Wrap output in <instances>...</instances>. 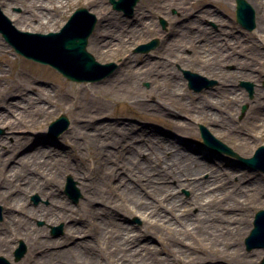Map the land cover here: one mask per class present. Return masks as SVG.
Instances as JSON below:
<instances>
[{
	"label": "rangeland",
	"instance_id": "374dc122",
	"mask_svg": "<svg viewBox=\"0 0 264 264\" xmlns=\"http://www.w3.org/2000/svg\"><path fill=\"white\" fill-rule=\"evenodd\" d=\"M39 1L8 3L13 13H21ZM44 3L56 12L45 34L60 31L80 7L96 14L87 50L98 62L115 66L96 81L70 80L49 64L17 53L0 33V115L16 121L14 127L0 121V193L4 189L20 197L13 202L0 195V255L11 264H264V248L249 249L245 242L256 212L264 209V172L205 145L199 127L242 157L264 145V95L256 102L264 93L259 14L253 9L257 23L250 31L236 21L235 0H141L131 15L114 10L109 0ZM96 36H103L101 51L92 45ZM155 39L151 49L140 48ZM26 44L22 47L40 59L63 60L54 48L44 54ZM62 63L78 78L104 71L87 73L69 60ZM185 70L213 83L192 90ZM242 70L262 78L243 77ZM245 82L252 84V93ZM23 97L31 103L17 114L11 103ZM204 109L226 128L197 117ZM62 115L68 127L57 134L63 124L55 130L50 126ZM162 137L196 149L193 155L213 164L222 183L194 197L191 187H178L174 180L167 185L177 192L175 199H165L171 191L160 192L148 182L163 171L154 150ZM136 151L144 153L132 166ZM151 159L155 163L146 177L148 172L136 167L145 170ZM142 172L146 192L141 198L153 213L148 221L123 205L129 199L123 193L127 188L129 194L127 182L138 187L135 179ZM77 173L84 175L86 187L75 179ZM42 184L53 189L54 205L39 191ZM50 210L68 219L42 214ZM17 251L23 253L19 260Z\"/></svg>",
	"mask_w": 264,
	"mask_h": 264
},
{
	"label": "bare ground",
	"instance_id": "6f19581e",
	"mask_svg": "<svg viewBox=\"0 0 264 264\" xmlns=\"http://www.w3.org/2000/svg\"><path fill=\"white\" fill-rule=\"evenodd\" d=\"M249 5L252 7V9H254L258 14H259V28L261 29L263 27L264 24V0H246ZM4 5L6 6V10L2 8V3H0V9L3 11V13H5V15L9 18V21L11 22V24L13 25V23H15L16 28L19 30H27L30 31V33H35V32H40L41 34H45L42 32H47L50 30L52 26L51 22L54 19V16L56 15V12L54 9H46L47 6L44 3V0H41L39 2H36L34 4V7L32 5V9L30 8L29 10L25 9V11L21 12V13H13L10 9H11V4H9V0H4ZM51 2V1H50ZM61 3H63V0H61ZM183 11H187V9L183 8ZM256 23H257V19H256ZM201 31V30H199ZM262 32V29L259 31ZM108 34V33H107ZM47 35V34H46ZM113 36L111 37L112 39L114 38V34H112ZM203 35L205 36H209L207 35V32H204ZM260 35V34H259ZM103 37V36H101ZM100 36H96L93 40H92V45L93 47L98 50L101 51L102 47L101 45H103L102 42H100ZM262 37V38H261ZM47 37L43 38V39H38L37 41L42 42L44 46L47 47V44L45 43V41ZM208 38V37H207ZM259 39H262V41L264 42V36L260 35ZM103 40V39H101ZM111 42V40H110ZM261 42L260 47L264 46V43ZM39 49H41V45L37 46ZM53 47H55V45H53ZM260 51V49H259ZM2 57L5 58V55L2 54ZM8 57H6L5 59H7ZM243 74V77H250V78H255L257 80H260V78H262V73H256L255 71H245L242 70L241 71ZM240 72V74H241ZM264 77V76H263ZM227 81H230L229 79ZM232 81V80H231ZM230 81V82H231ZM229 82V83H230ZM23 90V88L21 89ZM264 95V93H260V95L257 97L256 102L258 103L260 97H262ZM10 97V96H9ZM25 101V102H24ZM26 103V104H25ZM31 103V99L29 98L28 101L26 100V98H21L20 101L18 102H14L12 105H16L17 106V110L18 113L20 114L21 112H25L27 110V105H29ZM261 105H264V102H261ZM19 107L22 108V110H19ZM35 109V108H34ZM210 112L205 110H201L197 117H206L209 118L212 123L214 125H217L218 128H226L224 125L225 124H220L218 121H216L212 116H210ZM16 119H19L18 117H16V114L14 113L13 115ZM0 121L2 122V124L4 125H10L13 126L16 124L15 120H12L10 118H7L5 115H0ZM162 140H159V143L157 145H155V160H158V163L160 164V168L163 167V171L162 173H159L157 175L153 174L151 176H149L151 174V171H148V169L150 167L153 166L152 163H155V160H152L150 162H148L145 166V170H141V168L138 166L136 167L137 170L141 173V171H145L148 172L147 174H145L144 172H142L141 177L136 178L135 180H137L138 182H140L139 186L136 188H133L134 183H129L127 182V187L130 190L129 194L126 193L128 190L126 188V190H124V194L127 195V197L129 198L128 200L124 201L123 205H125L126 210L131 213V214H139V216L141 218H143L144 220H149L150 216H152V212L149 211V207L148 205L142 201L143 198L142 197V191L146 192L145 186L143 183L140 181V179L142 180L144 176H149L148 178V182L150 183V185L153 187V189L158 190L160 192L164 191V189L166 190H170L171 192L169 193L170 196H165V199L167 198H172L173 200L175 199L176 196V191L172 189H170V185H167V183L169 182H174V180L177 182L178 187H191L192 191H193V196H198V194L203 193L207 188H211V185L217 183L219 184V182L222 183V180L219 178L218 174H217V169L215 170V168L213 167V164H210V162L208 160L205 159V157H203L204 159L199 160V158L197 156H194L193 153L197 152L196 149L193 148H186L181 146L180 143H178V141L174 140V139H170V138H165L162 137ZM42 142H50L49 140H42ZM170 152V155H167V153ZM144 152L142 151H136L132 153V160L131 161V165H135L138 160L137 158H139V156L141 154H143ZM130 154V151H129ZM161 156H163L165 158L164 162H159V158H161ZM159 164H155L159 167ZM115 168H118L117 165ZM115 169H113V173L115 175L120 174L119 172H114ZM155 171H157L155 169ZM208 172V177L204 178L202 177V173L204 172ZM78 176H75V179H79V181H81L82 185L84 187H86L84 184V175H81L80 173H77ZM145 174V175H144ZM144 175V176H143ZM124 179L126 178V176H123ZM219 178V179H218ZM225 180H227V177H224ZM157 182L159 183L158 185H154L153 183ZM225 183H227L228 181H224ZM125 186V187H126ZM1 187V186H0ZM39 191L42 193V195H44L45 198H49L52 202V205L55 204L56 200H54L52 198V196L54 195V191L52 188H48L45 184L39 185L38 186ZM3 189V186H2ZM8 191H5L4 189L1 191L0 195H2V197L7 200H12L13 202H20V197H15L12 196L11 194H9ZM146 195L148 196V193H146ZM172 200V201H173ZM146 205H145V204ZM41 211L44 212V209L42 207L39 208ZM156 209V208H154ZM168 211V209L165 210H161L162 212ZM152 213V214H151ZM44 215L49 214V216L56 221H60L63 220L64 218L67 220V216L60 214L58 212H54V211H48V213H42ZM112 216L115 219H119L120 218V214L118 213H113ZM72 238L75 237L74 234H72L71 236ZM142 238L139 237L136 239L137 242H139V240H141ZM126 242L124 243L126 246H130L132 242H129L130 239H126ZM75 243H77V241H75Z\"/></svg>",
	"mask_w": 264,
	"mask_h": 264
},
{
	"label": "water",
	"instance_id": "95a60500",
	"mask_svg": "<svg viewBox=\"0 0 264 264\" xmlns=\"http://www.w3.org/2000/svg\"><path fill=\"white\" fill-rule=\"evenodd\" d=\"M140 0H109L113 5V8L118 11H124V13L131 15L134 11V7ZM236 18L237 22L243 27L252 30L255 28V15L251 6L246 0H236ZM165 25V22L162 21ZM96 25V16L93 13H90L87 8H78L75 13L71 16L70 20L63 27L61 32L58 33H49V34H32V33H22L12 27L10 21L4 17L0 9V32L3 34L4 38L10 42L16 49L17 52L24 54L29 58H34L36 60H41L34 53L27 51L21 46L22 40H19V37L27 38H36L43 39L47 37L45 43L49 47L56 49L58 53L63 57L62 62L71 61L77 67L84 69L87 73L94 71H103L99 77H93L90 75L84 77H76L73 72L64 65L65 63H60L57 59H47L42 60L53 65L55 68L60 70L66 77L72 80H98L108 75L114 68L113 63L101 64L96 61L94 56L87 51L88 38L91 35ZM157 44V40H152L148 44L140 46L141 49H151ZM45 45V44H44ZM55 45V47H53ZM184 74L189 80V87L195 91L201 89L203 86H209L213 82L208 80L206 77H203L195 72L185 70ZM196 83H199L200 86L196 87ZM250 92L252 93V84H247ZM245 109V108H244ZM68 119L65 115H62L50 126L54 130L60 124H63L61 129H57L56 132L60 133L63 129L68 127ZM201 136L203 141L208 146L214 147L221 151L227 152L238 159L243 163L248 164L256 169H261L264 171V145L260 146L255 154L252 157L245 158L240 156L238 153L234 152L232 148L227 146L222 141L216 139L209 130L200 125ZM69 185L67 186V188ZM69 190V188H68ZM61 229V227L59 228ZM246 245L249 249L260 247L264 248V209L259 210L253 221V228L250 234L246 237ZM16 260H19L23 253L19 251L15 254ZM0 264H11L6 258L0 256Z\"/></svg>",
	"mask_w": 264,
	"mask_h": 264
}]
</instances>
